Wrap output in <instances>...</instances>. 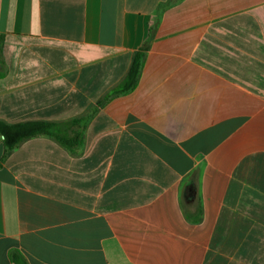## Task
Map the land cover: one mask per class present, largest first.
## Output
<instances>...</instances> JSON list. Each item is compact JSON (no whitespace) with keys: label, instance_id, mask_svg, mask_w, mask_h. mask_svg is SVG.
Wrapping results in <instances>:
<instances>
[{"label":"crops","instance_id":"obj_1","mask_svg":"<svg viewBox=\"0 0 264 264\" xmlns=\"http://www.w3.org/2000/svg\"><path fill=\"white\" fill-rule=\"evenodd\" d=\"M85 116L1 163L0 264H264V0H0V121Z\"/></svg>","mask_w":264,"mask_h":264},{"label":"trees","instance_id":"obj_2","mask_svg":"<svg viewBox=\"0 0 264 264\" xmlns=\"http://www.w3.org/2000/svg\"><path fill=\"white\" fill-rule=\"evenodd\" d=\"M143 57V52L135 54L133 63L120 88L115 90L112 95L105 97L99 105H102L111 96H116L135 88L142 68ZM90 120L91 116L74 118L66 122L28 121L9 124L0 121V135L3 137L4 144V154L0 160V165L22 143L40 137L53 139L73 155H78L79 148L83 144L84 132ZM11 259L16 264H28L18 252H12Z\"/></svg>","mask_w":264,"mask_h":264}]
</instances>
